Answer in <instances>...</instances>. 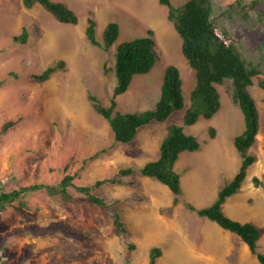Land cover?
I'll return each instance as SVG.
<instances>
[{
	"label": "rangeland",
	"instance_id": "obj_1",
	"mask_svg": "<svg viewBox=\"0 0 264 264\" xmlns=\"http://www.w3.org/2000/svg\"><path fill=\"white\" fill-rule=\"evenodd\" d=\"M54 1L64 2L74 10L78 23H61L41 4L28 9L23 0H0V186L5 191L36 183L51 187L23 194L28 203L23 212L13 206L2 208L0 264H125L126 259L132 264H148L154 246L163 250L158 264H207L201 259L173 255L176 249L168 247L167 237H177L178 232L189 227L209 223L184 203L191 199L197 207L212 205L211 198L217 197L242 165L234 139L244 131L245 121L232 100L230 81L218 86L221 108L212 118L213 124H202L209 120L201 117L194 130L186 125L196 74L183 54L181 37L173 23L164 18L170 32L154 36L158 55L155 66L147 74L135 75L128 91L117 97L122 112L152 110L161 97L166 68L175 65L181 72L185 107L173 112L168 122L180 121L184 132L195 135L203 149L186 152L176 163L185 184L182 203L158 209L159 205L149 202L150 194L156 201H169L170 189L143 176L134 164L123 159L121 145L114 144L109 123L88 98L92 93L105 106L110 105L117 82L114 72L106 73L105 66H113L118 45L150 36L143 29L146 26L139 27L124 11L108 13L109 23L121 24V32L116 43L104 52L86 36L88 19L94 18L97 38L103 41L108 22L98 12L96 0ZM171 1L179 7L188 0ZM214 1L220 11L235 0ZM163 8L168 11L166 6ZM259 8L264 9V3ZM252 17L251 24L221 16L216 17V23L219 28L227 27L243 54L260 62L264 70V22H259L255 14ZM23 27L29 31L26 44L16 41ZM60 61L65 62V68L47 81L36 79V75ZM263 80L264 73L256 76L248 88L260 114L259 135L248 151L257 161L248 168L241 190L228 199L225 209L232 218L257 225L262 232L259 250L264 253V89L259 84ZM9 122L13 125L2 134L3 126ZM210 125L217 129L218 147L209 140ZM127 167L134 168L132 175L119 174ZM67 175L73 176V181L63 191L60 184ZM256 176L262 181L258 187L253 182ZM98 180L105 182L95 185ZM83 186H94L93 194L103 198L106 205L95 204L78 192L76 188ZM196 196L204 199L196 204ZM116 213L121 215L127 232H116ZM172 227L177 228L176 234ZM235 238L243 245V249L238 246L240 260L245 257V262L260 264L246 243L237 235ZM131 244L134 249L129 248Z\"/></svg>",
	"mask_w": 264,
	"mask_h": 264
},
{
	"label": "trees",
	"instance_id": "obj_2",
	"mask_svg": "<svg viewBox=\"0 0 264 264\" xmlns=\"http://www.w3.org/2000/svg\"><path fill=\"white\" fill-rule=\"evenodd\" d=\"M158 1L168 8V19L174 24L181 37L183 54L196 74V85L191 93L193 104L186 113L184 123L194 125L201 117L213 118L221 108L218 86L225 85L228 81H230L232 100L240 107L245 121L244 131L234 139V145L242 156V165L238 173L219 191L212 205L197 208L190 202L184 204L189 210L196 211L199 216L214 221L225 230L237 234L260 263L264 264V254L259 250L261 230L253 223H242L232 219L223 209L226 200L241 190L248 168L257 161L254 156L248 154V151L254 146L259 135L260 114L257 103L248 88L254 84L255 77L263 74L264 70L260 62L249 59L243 54L227 27L219 28L216 23V17L221 16L225 20L240 19L246 24H251L253 14L258 17L259 22H264V9L259 8L264 0H251L250 2L235 0L220 11L214 0H188L179 7H175L171 0ZM23 3L28 9L41 4L61 23L76 24L79 21L76 12L64 2L23 0ZM96 26L97 21L89 18L86 29L87 39L92 45L108 52L120 36V26L115 22L109 23L104 30L103 41L97 38ZM148 34L150 36L135 38L118 45L113 66H105V72H114L117 82L110 105L105 106L99 97L92 93L88 96L94 109L109 123L114 136V144L131 143L141 128L154 122H165L173 112L185 107L181 72L177 66L169 65L163 76L161 97L154 109L137 113L122 112L118 109L117 97L128 91L134 76L149 73L157 62V43L153 32L148 31ZM28 39L29 31L23 27V32L16 37V41L26 44ZM261 51L264 54V43ZM65 65L64 61H60L35 77L38 81H47L53 73L65 68ZM259 84L264 89V80ZM12 125V122L5 124L2 134L6 133ZM209 132L211 138L215 137L214 127H211ZM201 149L202 142L195 135L186 134L182 125L174 124L168 127V134L161 142L160 157L146 163L138 170L143 176L156 179L166 185L172 192L173 205L176 206L182 201L183 196L181 174L176 169V163L182 153ZM133 172V167H127L122 168L119 174L129 176ZM72 181L73 176L71 175L63 179L60 184L63 191L72 185ZM104 182L105 180H98L95 185L101 186ZM253 182L257 187L262 185L261 179L257 176L254 177ZM93 187L83 186L76 189L88 196L93 203L106 205L103 198L93 194ZM44 189L51 190V187L36 183L5 191L0 186V212L2 208L8 206H13L18 212H23L24 208L28 207L24 199L25 195ZM23 194L25 195L22 196ZM114 224L117 233L128 231L119 213H116ZM134 247V244L129 246L130 249ZM162 254L163 250L160 247L151 248L148 264H157ZM125 264L132 263L126 259Z\"/></svg>",
	"mask_w": 264,
	"mask_h": 264
},
{
	"label": "crops",
	"instance_id": "obj_3",
	"mask_svg": "<svg viewBox=\"0 0 264 264\" xmlns=\"http://www.w3.org/2000/svg\"><path fill=\"white\" fill-rule=\"evenodd\" d=\"M95 2L97 4L98 12L100 14H103L102 16H104V18L108 22L107 25L109 24V16H111L108 13H110V12H116L117 13L119 11H122V13H123V11H124L126 13V15L129 17V19L132 22L137 23L139 27H140V25L146 26L143 29L147 33H148V31H152L154 36H155L156 34L160 35L162 33L166 34V32H170L168 25H166L164 23V18L167 17V19H168V11L165 12L163 5L160 4L158 0H96ZM114 9H115V11H114ZM92 12L95 16L96 12L93 10H92ZM96 18H97V15H96ZM119 25H121V24H119ZM120 30H121V27H120ZM199 120L194 125H190L192 127V130H194L198 126ZM206 120H209V121L203 122L202 124H205V123L213 124L212 118L206 119ZM177 124L182 125L180 123V121ZM153 125H156V126H153ZM171 125H174V123H169L167 120L165 122H158L156 124L152 123L146 127L141 128L134 141H132L131 143H128L127 145L119 144V145H121V146H119L120 147L119 149L121 151L120 154L123 155V159L128 160L129 162L134 164V166H136L137 168L142 167L143 165H145L146 163H148L150 161L157 160L160 157L161 142L167 136L168 127ZM210 126H212V125H210ZM215 130H216L215 137H213V138L209 137V140H211V143L216 144V147H218V146H220L219 139H218V132H217V129H215ZM202 149H203V145H202ZM202 149H201V151H202ZM185 153L186 152L181 154V156L177 162H179L184 157L183 155H187ZM177 166H179V165H177ZM177 166H176V169H177ZM181 184L185 188V184L183 182V179L181 181ZM182 189H183V187H182ZM148 193H149V191H148ZM171 194H172V192H171ZM183 195H184V190H183ZM217 196H218V194H217ZM196 197H197V201H194L195 203L199 202L201 199H204L203 197L202 198L199 196H196ZM214 198L215 197H212L211 199L213 201H215L217 199V197L215 199ZM228 199L226 200V202L223 206L225 213H226L225 206L227 208L229 205V204L227 205ZM149 200H150L149 202H151V203L154 202V205L155 204L159 205L158 209H161V207H163V206H165V207L166 206H171V207L174 206L173 205V195L169 199V201H166V199H165L166 202L165 201L159 202V201H156L155 197L152 198V196L150 194ZM190 203L194 204L191 199H190ZM161 204H163V205H161ZM196 204H198V203H196ZM195 207H197V206H195ZM197 208H202V207H197ZM156 216L160 220V222L165 224L159 213H157ZM229 217H231V216H229ZM232 219L240 221L234 217ZM207 220H209V219H207ZM213 222L214 221L209 220L210 224L207 223V224H203V225H199V226H195V227H189L187 229V231L184 230V231H181L180 233L178 232L179 236L175 235L177 233V231H176L177 228L172 227V230L175 231L174 235L177 237H167V240H168V247L169 248H174V246H175L176 252L172 251L173 255H175V256H180V255L183 256L184 255L185 257H192L193 259H199V260L201 259V261L203 263H207V264H241V263L242 264H251L250 260L245 262V260H246L245 257H244V259H241L245 263L242 262L240 260V257L238 256V248L239 247L242 248L243 245L237 238H235L237 234H235L229 230H225L219 224H217L216 222H214V223ZM241 222L247 223V221H241ZM171 233H172V231H171ZM172 235H173V233H172ZM261 237H262V235H261ZM247 247H248V245H247ZM185 249L189 250V253H187L185 251ZM248 249H249L250 253L252 254L249 247H248ZM257 260H258V258H257ZM258 262L260 263L259 260H258Z\"/></svg>",
	"mask_w": 264,
	"mask_h": 264
},
{
	"label": "clouds",
	"instance_id": "obj_4",
	"mask_svg": "<svg viewBox=\"0 0 264 264\" xmlns=\"http://www.w3.org/2000/svg\"><path fill=\"white\" fill-rule=\"evenodd\" d=\"M168 9V8H167ZM169 20V19H168ZM171 22V21H170ZM174 25V24H173ZM106 28V27H105ZM178 33V32H177ZM153 37H154V34H153ZM156 40V39H155ZM157 42V41H156Z\"/></svg>",
	"mask_w": 264,
	"mask_h": 264
},
{
	"label": "bare ground",
	"instance_id": "obj_5",
	"mask_svg": "<svg viewBox=\"0 0 264 264\" xmlns=\"http://www.w3.org/2000/svg\"><path fill=\"white\" fill-rule=\"evenodd\" d=\"M190 181V180H189Z\"/></svg>",
	"mask_w": 264,
	"mask_h": 264
}]
</instances>
